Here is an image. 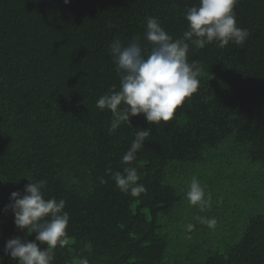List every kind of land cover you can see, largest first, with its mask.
<instances>
[{
	"label": "trees",
	"instance_id": "obj_1",
	"mask_svg": "<svg viewBox=\"0 0 264 264\" xmlns=\"http://www.w3.org/2000/svg\"><path fill=\"white\" fill-rule=\"evenodd\" d=\"M198 5L0 0V264H19L5 255L9 239L35 241L5 208L11 193L40 180L45 199H63L70 216L69 244L52 264H264V0L235 6L237 26L250 32L243 44H190L199 87L169 122L149 125L141 114L110 132L111 111L96 106L120 88L114 38L138 36L147 54V17L182 39L186 12ZM149 128L136 160L122 163ZM129 166L146 188L135 197L112 179ZM193 177L210 196L203 208L186 198Z\"/></svg>",
	"mask_w": 264,
	"mask_h": 264
},
{
	"label": "clouds",
	"instance_id": "obj_2",
	"mask_svg": "<svg viewBox=\"0 0 264 264\" xmlns=\"http://www.w3.org/2000/svg\"><path fill=\"white\" fill-rule=\"evenodd\" d=\"M238 0H199L198 6L189 8L185 19L188 29L182 39L173 40L172 36L161 27L156 17L146 18L144 39L151 44L145 54L140 37H133L127 44L120 38H114L109 44V54L113 59L119 76L120 88L110 89L97 101V108L111 111L110 132H115L123 122L130 123L132 117L144 115L149 125L167 123L174 117L175 110L198 90L201 67L198 62H188L187 53L190 44L197 49L218 42L224 48L230 42L243 44L250 36L247 29L237 26L235 6ZM65 5L70 0H64ZM131 124V123H130ZM151 129H140L135 134L129 149L122 157V163L130 165L137 158L138 151L144 147ZM118 189L131 196H138L146 191L139 184L138 170L124 167L123 172L112 176ZM46 181L30 182L23 194L13 192L5 211L14 214L16 227L27 235L35 234L34 242H27L14 237L6 242L5 255L19 264H52L54 250L69 244L66 231L69 213L64 211L65 201L52 197L45 199L43 189ZM186 198L191 205L202 208L209 203L203 186L193 177ZM202 223L214 226L215 219L199 218ZM193 225H187L191 231ZM39 244L46 245L42 250ZM86 251H91L90 242L85 243ZM79 264H89L87 257H82Z\"/></svg>",
	"mask_w": 264,
	"mask_h": 264
}]
</instances>
